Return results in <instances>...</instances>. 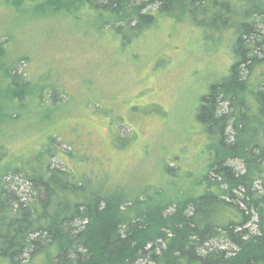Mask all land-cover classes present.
Listing matches in <instances>:
<instances>
[{
  "label": "trees",
  "instance_id": "trees-1",
  "mask_svg": "<svg viewBox=\"0 0 264 264\" xmlns=\"http://www.w3.org/2000/svg\"><path fill=\"white\" fill-rule=\"evenodd\" d=\"M10 1L35 13L82 3L123 42L181 17L205 38L228 31L231 58L195 109L205 168L191 190L166 163L163 185L127 191L111 183L106 154L68 136L61 149L56 132L8 154L14 141L0 128V264H264V0ZM1 70L4 111L29 80L15 66Z\"/></svg>",
  "mask_w": 264,
  "mask_h": 264
},
{
  "label": "rangeland",
  "instance_id": "rangeland-1",
  "mask_svg": "<svg viewBox=\"0 0 264 264\" xmlns=\"http://www.w3.org/2000/svg\"><path fill=\"white\" fill-rule=\"evenodd\" d=\"M0 41V119L10 117L0 128L14 141L8 154L34 149L42 134L56 132L61 149L68 136L95 156L106 154L100 163L111 183L127 191L163 185L166 163L180 172L181 191L200 179L204 138L194 113L206 85L230 64L228 31L205 38L186 19L163 17L123 42L82 3L35 13L0 0ZM11 66L29 85L20 103L1 111L8 97L1 69ZM116 129L125 138H115ZM30 264H44V257Z\"/></svg>",
  "mask_w": 264,
  "mask_h": 264
}]
</instances>
